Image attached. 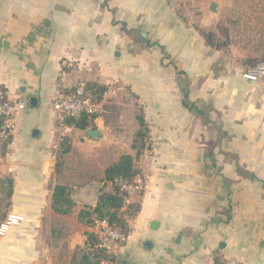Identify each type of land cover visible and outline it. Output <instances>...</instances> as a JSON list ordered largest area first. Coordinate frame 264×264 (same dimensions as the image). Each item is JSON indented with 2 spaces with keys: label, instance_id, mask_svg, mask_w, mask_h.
Listing matches in <instances>:
<instances>
[{
  "label": "crops",
  "instance_id": "obj_1",
  "mask_svg": "<svg viewBox=\"0 0 264 264\" xmlns=\"http://www.w3.org/2000/svg\"><path fill=\"white\" fill-rule=\"evenodd\" d=\"M235 2L0 0V86L26 104L0 139L6 214L23 216L0 236V264H79L94 227L78 213L113 193L106 169L135 157L138 112L140 186L120 209L125 240L100 264H264V78L240 67L264 56V37L239 36ZM78 83L107 88L86 129L51 108ZM55 185L75 202L67 214L51 207Z\"/></svg>",
  "mask_w": 264,
  "mask_h": 264
},
{
  "label": "trees",
  "instance_id": "obj_2",
  "mask_svg": "<svg viewBox=\"0 0 264 264\" xmlns=\"http://www.w3.org/2000/svg\"><path fill=\"white\" fill-rule=\"evenodd\" d=\"M211 32L204 33L206 39L211 38ZM85 90L88 92L94 101H101L103 93L107 90L106 86L96 83H84ZM98 115L87 116L80 114L78 116L63 115L61 116L62 123L67 126L74 127L76 129H86L92 124L94 118ZM135 120L138 128L134 133L132 139V148L136 149L135 157L129 154H122L118 161L106 169V179L111 181L114 185L113 193H102L98 197L96 205L92 208H83L78 213V221L85 223L89 227H94L95 219H106L107 222L117 228L125 236L128 233L127 223L124 217L120 213L121 207L124 205L125 194L120 190L117 185V181L133 182L137 170L133 166L134 158H138L144 145L143 139L148 136V129L146 122L140 112L135 114ZM7 140L4 141V145ZM61 154H65L69 151L70 142L67 137H63L60 141ZM12 193V181L6 179L0 181V221L6 216L5 212H2L1 204L4 202V206L7 207L9 199ZM75 205L74 200L68 196L65 192V186L55 185L52 192L51 207L56 213L67 214L71 211V208ZM138 206L136 204H128L127 210L130 214L137 211ZM86 244L81 249L79 257V264H100L103 261H114V254L107 252L103 248L96 246L97 236L94 232H85Z\"/></svg>",
  "mask_w": 264,
  "mask_h": 264
},
{
  "label": "built area",
  "instance_id": "obj_3",
  "mask_svg": "<svg viewBox=\"0 0 264 264\" xmlns=\"http://www.w3.org/2000/svg\"><path fill=\"white\" fill-rule=\"evenodd\" d=\"M241 76L247 81L257 82L264 78V59L260 60L253 66L246 67L241 71ZM107 91L102 95L106 96ZM101 101L92 100L90 94L86 92L84 83H78L70 89L59 92L51 102L52 110L59 116L70 115L78 116L85 114L87 116L99 115L102 112ZM23 100L12 99L8 96L6 90L0 86V139L8 140L16 127L17 114L25 108ZM120 190L125 194L124 202L128 196L139 188L138 180L127 183L117 181ZM23 216L13 213H7L0 221V236H2L11 225L20 223ZM94 232L97 236L96 246L103 248L109 253H116L117 248L125 240V235L113 225L109 224L106 219L94 220Z\"/></svg>",
  "mask_w": 264,
  "mask_h": 264
},
{
  "label": "rangeland",
  "instance_id": "obj_4",
  "mask_svg": "<svg viewBox=\"0 0 264 264\" xmlns=\"http://www.w3.org/2000/svg\"><path fill=\"white\" fill-rule=\"evenodd\" d=\"M235 5H236L235 8L237 9V11L242 12V13H239V15L238 13H236L235 17L231 19L233 24L236 26L240 25L239 27L241 28L245 27V30H246V27H248V30L241 31L239 36H245L246 39L247 38L249 39V41L251 38L254 40L262 39L264 37V31H263V28H264V0H236ZM252 26H254L253 29H252ZM255 46L256 44H254V47ZM262 59H264V56L254 63H249L245 66H240L241 68L244 67L241 71H243L246 67L255 65ZM109 100L110 98L107 99L106 101L108 102ZM104 102L102 105L103 108L107 106L108 104ZM112 187H114L113 184H112ZM5 208L6 207L4 206V202H3L1 204L2 212H5L4 210ZM76 253H79V252H76ZM78 256L79 255L76 254L75 256L76 258L74 259H77Z\"/></svg>",
  "mask_w": 264,
  "mask_h": 264
},
{
  "label": "water",
  "instance_id": "obj_5",
  "mask_svg": "<svg viewBox=\"0 0 264 264\" xmlns=\"http://www.w3.org/2000/svg\"><path fill=\"white\" fill-rule=\"evenodd\" d=\"M210 9L211 10H214L215 9V3H211L210 4ZM89 135L96 138V137H99L100 136V131L98 129H94V130H91L89 132Z\"/></svg>",
  "mask_w": 264,
  "mask_h": 264
}]
</instances>
